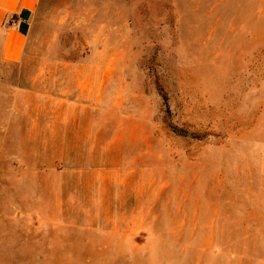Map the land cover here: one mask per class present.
<instances>
[{"label":"rangeland","instance_id":"1","mask_svg":"<svg viewBox=\"0 0 264 264\" xmlns=\"http://www.w3.org/2000/svg\"><path fill=\"white\" fill-rule=\"evenodd\" d=\"M0 264H264V0H43L0 65Z\"/></svg>","mask_w":264,"mask_h":264},{"label":"crops","instance_id":"2","mask_svg":"<svg viewBox=\"0 0 264 264\" xmlns=\"http://www.w3.org/2000/svg\"><path fill=\"white\" fill-rule=\"evenodd\" d=\"M42 2L0 0V65H17L23 60Z\"/></svg>","mask_w":264,"mask_h":264}]
</instances>
